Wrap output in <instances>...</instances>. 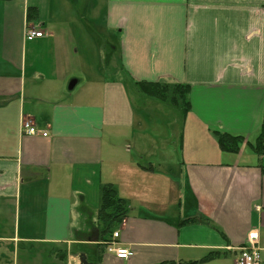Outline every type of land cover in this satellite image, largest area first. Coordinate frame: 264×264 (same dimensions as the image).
I'll use <instances>...</instances> for the list:
<instances>
[{
	"label": "crops",
	"instance_id": "obj_1",
	"mask_svg": "<svg viewBox=\"0 0 264 264\" xmlns=\"http://www.w3.org/2000/svg\"><path fill=\"white\" fill-rule=\"evenodd\" d=\"M27 23L43 35L25 39ZM136 81L189 85L177 148L139 129L134 101L160 105ZM21 117L47 135L21 134ZM261 127L264 0H0V200L8 240L50 254L27 264H236L250 231L264 264V154L248 144ZM216 131L243 136L237 153ZM109 184L127 214L105 235ZM114 232L128 259L108 251Z\"/></svg>",
	"mask_w": 264,
	"mask_h": 264
},
{
	"label": "trees",
	"instance_id": "obj_2",
	"mask_svg": "<svg viewBox=\"0 0 264 264\" xmlns=\"http://www.w3.org/2000/svg\"><path fill=\"white\" fill-rule=\"evenodd\" d=\"M26 15L27 21H31L32 18L36 17L35 9H29ZM135 84L143 97L165 104L180 116L189 111V85L147 81H136ZM216 138L219 148L228 153H237L243 140L241 135L219 131H216ZM248 144L257 155L264 154V127H261L256 141L254 143L248 141ZM126 214L127 205L125 201L119 197L113 185H106L102 190L101 205L98 210V223L102 233L111 234L115 224L120 222ZM214 254L216 252L209 253V258L210 255Z\"/></svg>",
	"mask_w": 264,
	"mask_h": 264
},
{
	"label": "rangeland",
	"instance_id": "obj_3",
	"mask_svg": "<svg viewBox=\"0 0 264 264\" xmlns=\"http://www.w3.org/2000/svg\"><path fill=\"white\" fill-rule=\"evenodd\" d=\"M97 34H99L97 32ZM114 36H117V33L113 34ZM102 39H104L102 37ZM109 56V57H108ZM110 55L107 53L106 60H110V66L115 65L116 58L115 54L112 55V58L110 59ZM90 56V60H91ZM102 60V59H101ZM104 66H106L105 63H103ZM131 93L133 91V88L130 89ZM132 95V94H131ZM146 100L151 101L153 103H156L157 101L147 98ZM150 102H146L144 104V109H142L140 106L141 104L138 101H134V108L135 111L141 109L144 118L142 120L141 125L139 129L143 130H150L152 127H154L157 131H159L162 135L156 139V143L153 146V140L150 138H144L141 139L143 142V145L153 146L154 148H163L167 146H172L173 148H177L178 146V138L175 134V130L179 128L178 126H181L182 120L179 122L180 118L177 116L176 112L171 109L170 107L166 106L165 104H161L157 102L160 106L159 108L156 107V104H153V107H150ZM177 117V124L174 127V131H172L170 126H166V122L168 119H170L173 116ZM139 116V115H138ZM168 129V136H163V132ZM168 161L164 160L161 161L163 165ZM173 173V171H172ZM14 206L13 201H6L2 202L0 200V264H27L32 256H37V259H44L49 261L50 260V254L48 252L49 245H37L34 244L31 247H24L23 243H14L12 240H8V238L12 237L14 234L13 231L15 230V225L17 224L16 216L14 215ZM53 254L56 253V250L53 249Z\"/></svg>",
	"mask_w": 264,
	"mask_h": 264
},
{
	"label": "built area",
	"instance_id": "obj_4",
	"mask_svg": "<svg viewBox=\"0 0 264 264\" xmlns=\"http://www.w3.org/2000/svg\"><path fill=\"white\" fill-rule=\"evenodd\" d=\"M41 31H36L32 27L25 29L26 39H32L40 37ZM21 130L23 133L35 134L36 129L32 126V123L28 119H23L21 124ZM42 135H46V132H42ZM117 237V232L113 233V238ZM108 251L113 252L119 259H128L132 255V251L128 248L120 247L116 245L114 241L110 242L107 246ZM239 256L236 259V264H261L260 263V249L258 247V234L256 231H250L247 234L246 244L239 248Z\"/></svg>",
	"mask_w": 264,
	"mask_h": 264
},
{
	"label": "water",
	"instance_id": "obj_5",
	"mask_svg": "<svg viewBox=\"0 0 264 264\" xmlns=\"http://www.w3.org/2000/svg\"><path fill=\"white\" fill-rule=\"evenodd\" d=\"M76 83H77L76 79H71L68 82L67 89L69 91L73 90L75 85H76ZM79 262H80V264H93V263L87 261L85 254H80L79 255Z\"/></svg>",
	"mask_w": 264,
	"mask_h": 264
}]
</instances>
